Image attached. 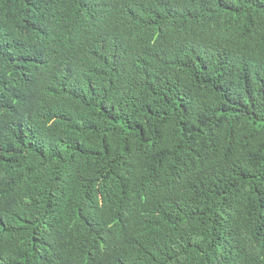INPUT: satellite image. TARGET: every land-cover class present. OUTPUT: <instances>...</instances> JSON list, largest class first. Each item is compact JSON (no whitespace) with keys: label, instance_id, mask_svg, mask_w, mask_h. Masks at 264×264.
Instances as JSON below:
<instances>
[{"label":"trees","instance_id":"1","mask_svg":"<svg viewBox=\"0 0 264 264\" xmlns=\"http://www.w3.org/2000/svg\"><path fill=\"white\" fill-rule=\"evenodd\" d=\"M0 264H264V0H0Z\"/></svg>","mask_w":264,"mask_h":264}]
</instances>
